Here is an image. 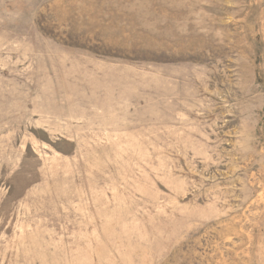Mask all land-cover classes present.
I'll return each instance as SVG.
<instances>
[{
    "label": "rangeland",
    "instance_id": "obj_1",
    "mask_svg": "<svg viewBox=\"0 0 264 264\" xmlns=\"http://www.w3.org/2000/svg\"><path fill=\"white\" fill-rule=\"evenodd\" d=\"M0 264H264V0H0Z\"/></svg>",
    "mask_w": 264,
    "mask_h": 264
}]
</instances>
